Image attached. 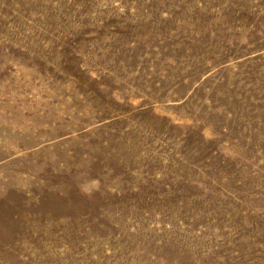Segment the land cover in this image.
Masks as SVG:
<instances>
[{
    "label": "rangeland",
    "instance_id": "obj_1",
    "mask_svg": "<svg viewBox=\"0 0 264 264\" xmlns=\"http://www.w3.org/2000/svg\"><path fill=\"white\" fill-rule=\"evenodd\" d=\"M0 264H264V0H0Z\"/></svg>",
    "mask_w": 264,
    "mask_h": 264
}]
</instances>
